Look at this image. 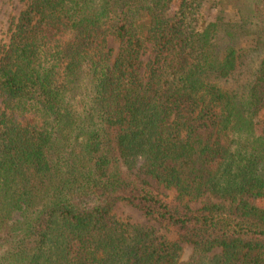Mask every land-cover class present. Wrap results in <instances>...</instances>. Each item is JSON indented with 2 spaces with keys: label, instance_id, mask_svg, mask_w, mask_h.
Here are the masks:
<instances>
[{
  "label": "trees",
  "instance_id": "16d2710c",
  "mask_svg": "<svg viewBox=\"0 0 264 264\" xmlns=\"http://www.w3.org/2000/svg\"><path fill=\"white\" fill-rule=\"evenodd\" d=\"M21 3L0 264H264V0Z\"/></svg>",
  "mask_w": 264,
  "mask_h": 264
},
{
  "label": "rangeland",
  "instance_id": "374dc122",
  "mask_svg": "<svg viewBox=\"0 0 264 264\" xmlns=\"http://www.w3.org/2000/svg\"><path fill=\"white\" fill-rule=\"evenodd\" d=\"M22 10V3L21 0H0V45H3L9 33V27L12 21L15 20L19 12ZM1 107V102H0ZM154 184L153 181H151ZM157 186V185H156ZM159 190L169 195V191L158 186ZM193 208H198L201 206L200 202H195L190 204ZM114 214L122 220H128L135 224L140 225H152L153 227L157 228L160 233L165 235L170 240H176L177 237L173 232H168L161 228L158 224L149 221L138 209L125 204V203H118L113 210ZM183 247V257L182 260L186 261L192 254V247L186 244H182Z\"/></svg>",
  "mask_w": 264,
  "mask_h": 264
}]
</instances>
